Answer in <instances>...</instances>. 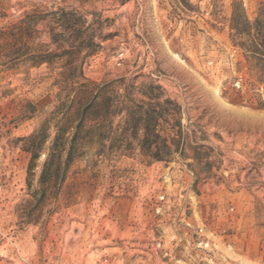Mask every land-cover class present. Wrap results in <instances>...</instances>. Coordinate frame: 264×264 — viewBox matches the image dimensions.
Instances as JSON below:
<instances>
[{"label":"rangeland","instance_id":"374dc122","mask_svg":"<svg viewBox=\"0 0 264 264\" xmlns=\"http://www.w3.org/2000/svg\"><path fill=\"white\" fill-rule=\"evenodd\" d=\"M0 264H264V0H0Z\"/></svg>","mask_w":264,"mask_h":264},{"label":"trees","instance_id":"16d2710c","mask_svg":"<svg viewBox=\"0 0 264 264\" xmlns=\"http://www.w3.org/2000/svg\"><path fill=\"white\" fill-rule=\"evenodd\" d=\"M80 124V123H79ZM78 124V125H79ZM153 125H152V123H151V119H150V117L148 116V117H146V119H145V121H144V130H145V135H144V137L141 139V141H140V144H141V146H142V148L146 151V152H148V153H150L151 154V156H152V158H154V159H157V160H167V157H166V155L167 154H161V152L159 151L161 148L162 149H169V145L167 144V142L166 141H163L162 143V145L161 146H159V145H157L158 144V142H157V136L155 135V137H152L151 135H150V133L153 131L152 130V127ZM79 127H81V126H79ZM65 129H66V127L62 124V125H60L59 127H58V133H57V135H56V138H55V142H54V144L55 143H57L59 140H61V136H62V134H63V132L65 131ZM80 129V128H79ZM79 129H78V131H76V133L74 134V137H76L77 135H78V133H79ZM153 147L155 148V150L154 151H152L153 150ZM68 153H70V151L68 152Z\"/></svg>","mask_w":264,"mask_h":264}]
</instances>
